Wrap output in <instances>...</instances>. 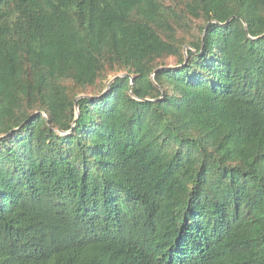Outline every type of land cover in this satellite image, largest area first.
Here are the masks:
<instances>
[{
	"label": "trees",
	"instance_id": "trees-1",
	"mask_svg": "<svg viewBox=\"0 0 264 264\" xmlns=\"http://www.w3.org/2000/svg\"><path fill=\"white\" fill-rule=\"evenodd\" d=\"M0 264H264V0H0Z\"/></svg>",
	"mask_w": 264,
	"mask_h": 264
},
{
	"label": "rangeland",
	"instance_id": "rangeland-1",
	"mask_svg": "<svg viewBox=\"0 0 264 264\" xmlns=\"http://www.w3.org/2000/svg\"><path fill=\"white\" fill-rule=\"evenodd\" d=\"M173 65H175V59L174 58L168 59V65L167 66H173ZM106 89H107V87H106Z\"/></svg>",
	"mask_w": 264,
	"mask_h": 264
},
{
	"label": "water",
	"instance_id": "water-1",
	"mask_svg": "<svg viewBox=\"0 0 264 264\" xmlns=\"http://www.w3.org/2000/svg\"><path fill=\"white\" fill-rule=\"evenodd\" d=\"M123 75V74H122ZM108 86H109V84H108ZM76 112H77V114H78V108H76Z\"/></svg>",
	"mask_w": 264,
	"mask_h": 264
}]
</instances>
